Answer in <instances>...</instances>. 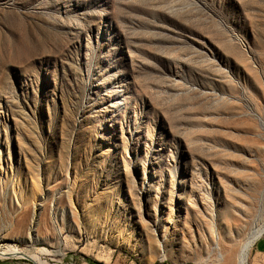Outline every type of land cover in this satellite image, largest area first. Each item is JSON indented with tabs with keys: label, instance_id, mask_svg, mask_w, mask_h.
Instances as JSON below:
<instances>
[{
	"label": "rangeland",
	"instance_id": "374dc122",
	"mask_svg": "<svg viewBox=\"0 0 264 264\" xmlns=\"http://www.w3.org/2000/svg\"><path fill=\"white\" fill-rule=\"evenodd\" d=\"M166 218L177 258L150 255ZM263 224L264 0H0V252L205 264Z\"/></svg>",
	"mask_w": 264,
	"mask_h": 264
},
{
	"label": "bare ground",
	"instance_id": "6f19581e",
	"mask_svg": "<svg viewBox=\"0 0 264 264\" xmlns=\"http://www.w3.org/2000/svg\"><path fill=\"white\" fill-rule=\"evenodd\" d=\"M189 195V194H188ZM43 196V195H42ZM190 198V197H188ZM18 199V198H17ZM186 199V198H185ZM190 199L187 200V203L184 205V207H179V209L183 208V212H184V221H189V218H193L194 213H192L190 211V207H193V204L190 203ZM193 202V201H192ZM40 203V202H39ZM19 206V205H18ZM195 206V205H194ZM54 207V206H53ZM196 208V207H195ZM194 208V209H195ZM39 210V205H35L33 206L32 212L30 214V216L27 215L26 219H27V224H26V233H27V237L28 240L30 241H35L33 238V235H35L36 233V228L38 225V219H37V212ZM54 211V210H53ZM19 215V214H16ZM174 215V214H173ZM182 215V214H181ZM175 217V216H174ZM213 217V216H212ZM22 218V217H21ZM173 218V217H172ZM196 219V218H195ZM214 219V218H213ZM22 220V219H21ZM166 223L168 224L167 226H163V230L161 227H156L157 229H154L155 232V236L159 239L161 245H159V249H158V254L155 250H153L152 247H150V255L153 257V255L155 256H159V257H164V256H169L171 258H177L179 256V254L181 255L183 252V249L186 248L185 244H186V237H185V233L184 231L186 229H188L187 225L184 226V230L179 228L176 224H174L172 222V220L170 218H166ZM75 223V222H74ZM192 223V222H191ZM197 223V222H196ZM21 224V223H20ZM154 224V223H153ZM159 224V223H158ZM198 224V223H197ZM72 225V224H71ZM81 225V224H80ZM184 225V224H183ZM196 225V224H194ZM39 226V225H38ZM158 226V225H157ZM209 226V225H208ZM213 226V225H212ZM207 227V225H206ZM191 228V227H190ZM205 228V226H204ZM77 231L78 233H80V230H78L76 228H63L60 227L57 231V233L54 235L52 232H47L45 234L44 240L47 241L48 243L51 242H55L56 244H60L61 242V237L60 236L62 234V231ZM153 229V228H152ZM193 229V227L191 228ZM202 229V228H201ZM253 230V229H252ZM152 231V230H151ZM8 232V231H7ZM153 232V231H152ZM213 234V238H211L212 240V252H209L208 256L206 257V261L205 264H218L219 260L222 261L220 264H248V260H249V256H250V252L251 249L255 243V241L261 236V234L264 232V224L255 228L251 233H249V236L247 239L244 240L243 243H241L239 246L234 245V243H230V247H227L224 244H221V242L223 241L226 244V241L222 240V238L220 237V235L218 234L217 231L215 230H211L210 233H207L208 236L212 237V233ZM83 233V232H82ZM151 233V232H150ZM97 234V233H96ZM153 234V233H152ZM202 234V233H201ZM200 234V235H201ZM204 234V233H203ZM211 234V235H210ZM3 235V234H2ZM9 235V234H8ZM151 235V234H150ZM99 237H104L106 238V235H98ZM154 236V235H153ZM14 237V236H13ZM148 237V236H147ZM146 237V238H147ZM150 237V236H149ZM200 237V236H199ZM197 237V238H199ZM206 237V236H205ZM1 238H4V236H1ZM18 238V237H17ZM96 238V237H95ZM186 238V239H185ZM192 238V236H191ZM207 238V237H206ZM10 239V238H9ZM13 239V238H12ZM235 239V238H234ZM156 240V238H155ZM192 240V239H191ZM196 240V239H195ZM203 240V239H202ZM209 240V239H208ZM6 241V240H5ZM205 241V240H204ZM229 241V240H228ZM236 241V240H235ZM234 241V242H235ZM1 242V241H0ZM194 242V241H193ZM199 242V241H198ZM210 242V241H209ZM237 242V241H236ZM149 243V242H148ZM195 243V242H194ZM193 243V244H194ZM208 243V242H207ZM211 244V242H210ZM209 244V245H210ZM229 244V242H228ZM155 245V244H154ZM153 245V246H154ZM206 245V244H205ZM128 246V245H127ZM151 246V245H150ZM191 246V245H190ZM189 246V249H190ZM196 246V245H195ZM200 246V245H199ZM175 247H178L179 250H175ZM203 247V246H201ZM208 247V246H206ZM211 247V246H210ZM156 248V247H155ZM200 249V248H199ZM204 250V249H203ZM207 250V249H206ZM178 251L180 252L178 254ZM187 251V250H186ZM189 251V250H188ZM191 251V250H190ZM209 251V250H208ZM215 252V253H214ZM186 253V252H185ZM7 255H10L11 257L14 258H21V257H28L30 260H32L33 262L37 263V264H41V262L39 261V259L35 256V255H26L22 252H19L15 249H12L11 247L6 249V252H0V257L1 258H6ZM189 255V254H188ZM155 259V258H154ZM205 259V258H204ZM219 259V260H218ZM150 260V259H149ZM199 264V263H198ZM200 264H204V262L200 263Z\"/></svg>",
	"mask_w": 264,
	"mask_h": 264
},
{
	"label": "crops",
	"instance_id": "0c3cea01",
	"mask_svg": "<svg viewBox=\"0 0 264 264\" xmlns=\"http://www.w3.org/2000/svg\"><path fill=\"white\" fill-rule=\"evenodd\" d=\"M254 258L256 264H264V232L254 243Z\"/></svg>",
	"mask_w": 264,
	"mask_h": 264
},
{
	"label": "water",
	"instance_id": "95a60500",
	"mask_svg": "<svg viewBox=\"0 0 264 264\" xmlns=\"http://www.w3.org/2000/svg\"><path fill=\"white\" fill-rule=\"evenodd\" d=\"M34 263V262H33ZM35 264V263H34Z\"/></svg>",
	"mask_w": 264,
	"mask_h": 264
}]
</instances>
